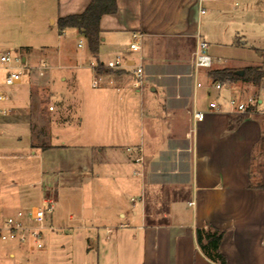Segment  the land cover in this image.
<instances>
[{
	"label": "crops",
	"instance_id": "crops-1",
	"mask_svg": "<svg viewBox=\"0 0 264 264\" xmlns=\"http://www.w3.org/2000/svg\"><path fill=\"white\" fill-rule=\"evenodd\" d=\"M203 2L117 0V12L105 14L100 20L101 44L95 58L107 61L121 56L126 66H130L142 56L146 82L136 88L132 73L122 70L112 85L107 82L100 87L98 95L105 100L104 105L91 108L88 121L94 122L97 128L101 126L103 131L99 132L103 136H112L110 142L90 146L80 140L67 144V137L83 136L86 118L80 110L78 122H71L65 116L58 123L59 144L40 149V178L35 184L30 183V186L39 185L34 188L39 201L36 205L51 195L58 200L57 194L62 189L68 190L67 193L75 190L86 193L96 184L103 188L115 186L119 201L105 211H94L93 218H89L93 236L87 237L86 250L95 256L92 255V264H218L209 260L196 243V228L206 225L225 231L220 251L227 259L226 264H264V113H251L238 120L239 114L210 109V101L221 102L223 98L218 95V99L205 104L202 99L211 92L196 86L198 80L210 82L209 69L203 72L204 81L200 80L201 70L196 78L192 59L188 63L187 55L174 50L159 51L161 40L197 43ZM54 3L53 11L46 15L49 24L43 31L52 42L36 48L26 46L30 48L29 53L23 56L25 61L33 54L40 56L41 63H47L50 68L53 65L45 57L52 54L56 68L68 71L60 77L61 86L72 87L75 99L84 75L89 72L92 78L88 64L93 56L78 30L66 28L60 32L57 20L83 13L91 0H54ZM134 32L143 34L139 52L130 49ZM80 41L85 42L83 47L78 46ZM24 85L9 89L13 97L8 105L13 114L5 119L0 139L13 135L19 127H24L27 134L31 132V117L37 114L29 106L27 90L26 98L22 97L20 88ZM0 89L8 88L0 84ZM58 93L62 99L69 96V91ZM137 95L144 118L154 122L148 130L154 152L143 142L142 133L136 137L137 125L131 128L128 123V101H134ZM187 107L191 109L190 119L177 118ZM195 110L205 113L203 120L193 118ZM115 113L121 118L116 128ZM170 145L179 152L184 146L188 150L178 155L174 148L176 158H172L166 154ZM5 146L0 145V151L7 150ZM30 146L38 150L36 145ZM140 146L145 161L173 166L170 171L156 170L155 174L162 178L169 177L172 181L180 174L177 162H188L184 170L186 180L172 181L167 189L161 187L152 192L146 177L134 174L139 165L126 152L127 147ZM32 154L36 155V151ZM257 163L259 169L255 168ZM145 168L143 164L144 173ZM132 197L137 200L133 202ZM0 207L9 211L5 206ZM81 213L78 216L83 220L85 212ZM50 218L53 219L52 215ZM108 228L113 230L110 235ZM8 254L10 258L21 257L14 251Z\"/></svg>",
	"mask_w": 264,
	"mask_h": 264
},
{
	"label": "rangeland",
	"instance_id": "rangeland-1",
	"mask_svg": "<svg viewBox=\"0 0 264 264\" xmlns=\"http://www.w3.org/2000/svg\"><path fill=\"white\" fill-rule=\"evenodd\" d=\"M54 4V0H0V50H10L13 53L17 50L23 55L29 53L30 48L26 46L36 48L47 44L46 42H52V38L43 31L45 28L47 29L49 24L46 15L53 11ZM202 9L204 13L199 22L200 38L208 42L209 53L222 60L220 63H215L214 69L241 70L251 66L264 70V0H204ZM195 45L196 43L190 41L161 40L159 51L161 53H167L171 50L180 51L179 53L187 55L188 63L189 61L191 63ZM45 59L50 66H53L45 70L43 75L38 72V67L42 61L40 56L35 54L29 56L24 65L28 68V74L25 75L23 81L27 87L24 85L20 88L23 92L22 97L23 99L28 97L29 106L31 108L35 106L33 111L36 110L37 114L31 117V132L27 134L24 127H19L13 135L4 136L0 139V145H6L5 147L8 148L0 151V205L5 206L9 211L16 208L32 207L39 202L38 197L35 196V189L39 185L30 186V183L37 182L40 178L42 163L39 158L40 149L44 145L52 147L60 143L56 134L59 132L58 123L61 122L62 118L67 116L69 121L78 122L80 115L78 111L80 110L86 118L83 124L85 134L83 133L80 139L67 137V144H75L81 140L84 144L94 146L100 142L103 144L113 140L109 134L103 136V133L99 132L103 131L101 126L97 128L94 122L88 121L91 108L102 107L105 101L98 95L101 88H94L90 85L91 73L87 72L84 75L81 87L76 91V98L74 99L72 98L74 94L72 87L64 88L60 83V77L68 71L56 68V60L52 54H49ZM91 60L92 58L89 62ZM143 64L145 68L144 60ZM183 68L188 70L185 66ZM200 70L202 73L199 78L204 81L203 72L205 70L208 72V70ZM121 71L111 70L106 77L107 85H112ZM4 74V70L0 69V84H3ZM110 80L112 81L110 82ZM203 83L206 85L205 82ZM26 90L27 95L25 97ZM60 90L69 91V96L66 99L59 98L58 92ZM209 91L211 94L202 99L205 104L211 99H218V95L223 99L230 96L244 100L249 97L256 100L262 98L263 102L258 103L257 106L259 112L264 113V76L259 85L247 80L226 81L222 90L217 91L210 88ZM139 100V95H137L134 101H128V123L131 128L132 125H137L136 137L138 138V135L142 133L143 142L152 148L153 145L149 144L151 135L148 130L154 122L150 123L147 118H144L143 112L138 107ZM178 101H181L180 104L184 103L181 98ZM21 104H16V106ZM190 110L187 107L180 116L177 115L176 117L182 119L189 117L190 119ZM40 113L43 116L39 119ZM104 114L106 115V113ZM100 115L102 118L104 117L103 114ZM118 115L120 114L115 113L114 115V128L120 124L121 118ZM176 124L179 125L180 123ZM31 144L36 145L38 150L31 147ZM173 146H168L166 152L172 158H176L175 150L178 155H183L188 150V147L184 146L180 148L181 152H179ZM128 148H126V152L130 157H133L134 161L136 153L130 154ZM33 150L36 151V155L32 154ZM152 150L154 152L155 149L152 148ZM143 154L145 155L144 152ZM144 164L146 166L145 173L142 170L141 173L134 174L140 178L146 177L148 187L152 192L160 190L161 187L167 189L168 183L172 181L184 182L186 180L184 170L188 167V162L183 160L177 162L180 174H177L175 178L173 177L172 181L169 177L162 178L155 174L159 168L170 171L173 167L171 164L151 163L148 160ZM257 164L255 168L259 169V164ZM138 165L140 170V164ZM152 174H154L153 177ZM11 180L13 181L10 182ZM96 185L92 187V191L86 193L83 190L81 192L75 190V193L73 191L67 193L68 190L64 189L60 190L57 194L59 205L52 213L53 219L51 220L50 216L47 219V224H52L54 230L46 231L45 248L39 251H31L26 246L14 241L0 242V264H92L95 256L86 250L87 237L93 236L89 218H93L92 213L94 211H105L106 207H113L119 201V195L114 191V184L108 188H103V185L96 187ZM132 198L137 200L136 197ZM7 199H12L14 202L8 203ZM123 200L125 201V199ZM82 210L85 212L83 220L78 216L82 214ZM56 215H58L57 218ZM70 215L74 217L71 218ZM102 229L105 230L104 227ZM10 251L21 254V257L16 255L14 258H10L8 254Z\"/></svg>",
	"mask_w": 264,
	"mask_h": 264
},
{
	"label": "built area",
	"instance_id": "built-area-1",
	"mask_svg": "<svg viewBox=\"0 0 264 264\" xmlns=\"http://www.w3.org/2000/svg\"><path fill=\"white\" fill-rule=\"evenodd\" d=\"M204 13V10H202ZM143 34L134 32L130 49L133 52H139L142 49ZM85 45L84 41H80L79 47ZM192 65L194 68L193 75L198 78L200 69H213L215 63H220L221 58L213 57L209 53V44L198 36L196 48L192 53ZM24 56L18 51L11 52L10 50H0V69L4 70L3 84L8 89H0V134L5 119L13 114V109L8 105L11 100V92L9 89L23 83L25 75L28 74V68L25 65ZM88 66L92 70L91 85L94 88H100L103 84L108 82L107 75L111 70H127L132 73L133 84L135 87L140 88L144 85L145 81V68L142 56H139L130 66H126L125 59L117 56L107 61H99L93 57ZM49 65L42 62L38 67V72L43 75ZM103 69L102 71L99 69ZM112 80H110L111 82ZM225 82L214 81L210 78L208 84H203L199 80L196 83L197 87H205L208 90L213 88L217 91L223 89ZM259 99V98H258ZM256 100L252 97L248 99H240L230 96L227 99H222V103L212 100L208 106L215 111L227 110L231 113H256L258 110V103H262L263 99ZM205 113L201 110H195L193 118L201 121ZM130 154L136 153L134 161L140 164V170L135 173L142 172L144 164L143 147H129ZM140 172V173H141ZM135 201V198H132ZM58 206V200L54 195L45 198L39 205L30 208H16L11 211L4 210L0 207V242L14 241L26 246L31 251H39L45 248L44 237L47 230H54L52 224H47V219L55 211ZM113 232L108 228L107 233L110 235Z\"/></svg>",
	"mask_w": 264,
	"mask_h": 264
},
{
	"label": "trees",
	"instance_id": "trees-1",
	"mask_svg": "<svg viewBox=\"0 0 264 264\" xmlns=\"http://www.w3.org/2000/svg\"><path fill=\"white\" fill-rule=\"evenodd\" d=\"M117 9V0H91V3L83 13L58 18V30L61 32L66 28H76L85 39L88 51L93 57H95L101 44L100 20L105 14L116 13ZM99 69L101 71L103 70L101 68ZM244 70L245 74L243 76H238L235 74L236 70L230 68H213L209 70L208 75L209 78L214 81L226 82L247 80L256 85L260 84L264 76V70H259L258 68L251 66L246 67ZM32 109H35V106H32ZM248 115L250 114H239L237 115V118L240 120ZM39 116V118H41L43 114L40 113ZM233 126V124H230V128H233ZM262 140H264V137ZM43 147L50 148L48 145H44ZM262 186L264 188V184ZM224 234V230L214 227L213 225L198 227L195 230V238L198 248L209 260L218 264L227 263L225 255L220 251V244L224 238Z\"/></svg>",
	"mask_w": 264,
	"mask_h": 264
},
{
	"label": "water",
	"instance_id": "water-1",
	"mask_svg": "<svg viewBox=\"0 0 264 264\" xmlns=\"http://www.w3.org/2000/svg\"><path fill=\"white\" fill-rule=\"evenodd\" d=\"M25 60V59H24ZM235 74L238 75V76H243L245 74V70L244 69H241V70H236L235 71Z\"/></svg>",
	"mask_w": 264,
	"mask_h": 264
}]
</instances>
